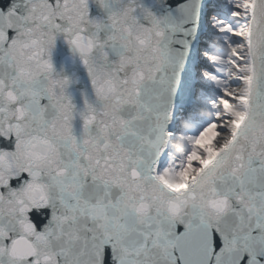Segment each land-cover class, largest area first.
<instances>
[{
    "label": "snow or ice",
    "instance_id": "1",
    "mask_svg": "<svg viewBox=\"0 0 264 264\" xmlns=\"http://www.w3.org/2000/svg\"><path fill=\"white\" fill-rule=\"evenodd\" d=\"M0 264H264V0H0Z\"/></svg>",
    "mask_w": 264,
    "mask_h": 264
}]
</instances>
